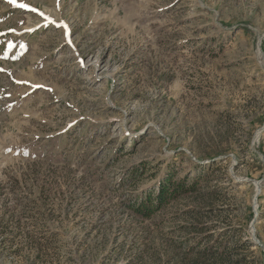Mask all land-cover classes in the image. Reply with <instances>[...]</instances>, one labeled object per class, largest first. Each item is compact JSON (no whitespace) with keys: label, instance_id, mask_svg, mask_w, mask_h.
<instances>
[{"label":"rangeland","instance_id":"rangeland-1","mask_svg":"<svg viewBox=\"0 0 264 264\" xmlns=\"http://www.w3.org/2000/svg\"><path fill=\"white\" fill-rule=\"evenodd\" d=\"M16 1L0 264H264V0ZM166 177L174 199L131 211Z\"/></svg>","mask_w":264,"mask_h":264},{"label":"trees","instance_id":"trees-1","mask_svg":"<svg viewBox=\"0 0 264 264\" xmlns=\"http://www.w3.org/2000/svg\"><path fill=\"white\" fill-rule=\"evenodd\" d=\"M136 173L133 172L132 174L135 175ZM181 187L180 180L173 182L170 177L162 178L157 183V189L148 192L142 200L137 201L131 211L140 217L149 218L170 199H174L176 192ZM235 253L236 251L234 250L230 256L223 257L217 254L216 250L215 252L204 250L193 254L190 258L181 257L176 264H248L245 256Z\"/></svg>","mask_w":264,"mask_h":264}]
</instances>
